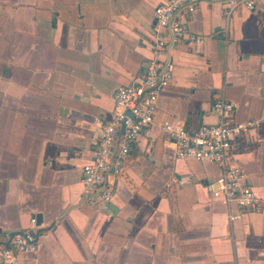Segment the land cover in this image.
<instances>
[{"label":"crops","instance_id":"obj_1","mask_svg":"<svg viewBox=\"0 0 264 264\" xmlns=\"http://www.w3.org/2000/svg\"><path fill=\"white\" fill-rule=\"evenodd\" d=\"M164 1L0 0V230L42 216L25 264H264V211L214 198L221 168L178 159L164 130L217 123L223 97L248 126L232 162L264 198V0L229 20L220 1L178 16L203 43L171 53L174 79L111 179L108 211L85 198L82 169L117 90L153 57Z\"/></svg>","mask_w":264,"mask_h":264},{"label":"built area","instance_id":"obj_2","mask_svg":"<svg viewBox=\"0 0 264 264\" xmlns=\"http://www.w3.org/2000/svg\"><path fill=\"white\" fill-rule=\"evenodd\" d=\"M202 1L223 3L228 20L240 10L254 11L258 4V0H166L157 6L153 57L140 78L117 90L113 119L101 124L100 139L91 161L82 169L85 198L98 202L103 211H108L115 196L111 179L122 172L133 145L154 124L158 97L174 79L175 64L171 53L185 44L203 43L202 37L193 34L178 19L180 14L196 12ZM233 110V104L216 97L212 112L218 118L217 123L196 129L174 128L168 124L164 130L176 147L178 159L206 161L221 168L212 191L214 198L239 212H263L264 198L253 190L243 168L232 162L236 139L248 129L247 125L232 122ZM239 217L238 213L230 214L233 221ZM37 230L36 218L26 230H0V264H25L23 256L38 249Z\"/></svg>","mask_w":264,"mask_h":264},{"label":"water","instance_id":"obj_3","mask_svg":"<svg viewBox=\"0 0 264 264\" xmlns=\"http://www.w3.org/2000/svg\"><path fill=\"white\" fill-rule=\"evenodd\" d=\"M38 223H40L41 221H42V216L40 215V216H38Z\"/></svg>","mask_w":264,"mask_h":264}]
</instances>
